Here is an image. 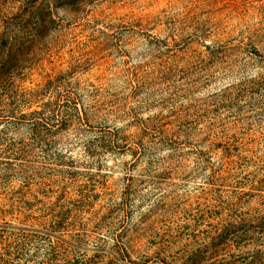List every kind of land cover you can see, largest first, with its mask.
I'll use <instances>...</instances> for the list:
<instances>
[{
	"label": "rangeland",
	"instance_id": "obj_1",
	"mask_svg": "<svg viewBox=\"0 0 264 264\" xmlns=\"http://www.w3.org/2000/svg\"><path fill=\"white\" fill-rule=\"evenodd\" d=\"M8 246L264 264V0H0Z\"/></svg>",
	"mask_w": 264,
	"mask_h": 264
},
{
	"label": "trees",
	"instance_id": "obj_2",
	"mask_svg": "<svg viewBox=\"0 0 264 264\" xmlns=\"http://www.w3.org/2000/svg\"><path fill=\"white\" fill-rule=\"evenodd\" d=\"M18 243V242H17ZM8 250H6V252L5 253H3L2 255H1V257H0V264H8L9 263V258L11 257V256H13L14 255V253L12 252V251H10V249H12V247L11 246H8ZM16 248H15V246H14V250H15ZM17 252H21L20 251V249H19V247H18V249H17ZM15 255H18L17 253H15ZM19 256H21V254L20 255H18V260L19 261H22L23 260V258L22 257H19ZM68 259H67V256H66V258H65V261H67ZM23 264H35V263H33L32 261H30V260H24V263ZM67 264H78V262H75V263H72L71 261H68V263Z\"/></svg>",
	"mask_w": 264,
	"mask_h": 264
}]
</instances>
